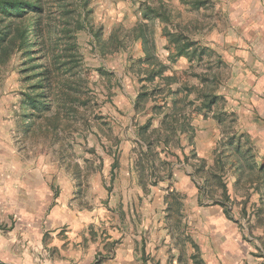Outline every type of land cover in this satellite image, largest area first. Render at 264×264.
Listing matches in <instances>:
<instances>
[{
	"label": "rangeland",
	"instance_id": "rangeland-1",
	"mask_svg": "<svg viewBox=\"0 0 264 264\" xmlns=\"http://www.w3.org/2000/svg\"><path fill=\"white\" fill-rule=\"evenodd\" d=\"M42 1L54 52L74 34L80 57L46 97L29 45L0 65V230L45 180L47 214L59 199L93 220L80 232L98 242L96 264L126 246L145 264H223L229 223L206 213L218 207L264 264V0Z\"/></svg>",
	"mask_w": 264,
	"mask_h": 264
},
{
	"label": "crops",
	"instance_id": "crops-1",
	"mask_svg": "<svg viewBox=\"0 0 264 264\" xmlns=\"http://www.w3.org/2000/svg\"><path fill=\"white\" fill-rule=\"evenodd\" d=\"M254 91L263 93L264 82L257 83ZM254 107L256 111L253 108V113H258L264 118V101H259ZM262 123L259 128L264 133V121ZM253 130L258 131L254 127ZM39 177H42L40 173L37 174V178ZM38 182L40 181L34 180L27 188L26 199H21L16 204L12 203V207L6 211V213L13 212L17 220L11 231L4 233L0 230V264H94L98 242H91L86 235L82 237V231L80 232L93 220L90 218L76 220L75 215H70L71 210L66 203L59 199L53 200L51 212L47 214L46 209L50 204L51 192L45 180H42L43 183L40 184ZM3 189L5 187H0V193H3L1 192ZM4 203L5 197L2 195L0 205ZM206 213L207 219L216 220L217 218L216 222L219 225L222 223L225 226L229 223L226 230L230 232L223 233L225 232L223 229L218 234L220 239L215 243L218 247V257L223 264H244L242 259L245 256L249 258L248 262L261 264L262 257L256 258L250 254V248L240 246L235 234V224L226 219L222 208H211ZM134 238L140 247V235ZM258 245L262 251L260 244ZM102 252L104 253L103 250ZM132 253V248L126 246V250L120 256L118 253L106 256V259L99 264H145L140 258V248L137 251L136 261ZM262 255L264 256L263 252ZM217 262L216 260V263L212 264H219Z\"/></svg>",
	"mask_w": 264,
	"mask_h": 264
},
{
	"label": "trees",
	"instance_id": "trees-1",
	"mask_svg": "<svg viewBox=\"0 0 264 264\" xmlns=\"http://www.w3.org/2000/svg\"><path fill=\"white\" fill-rule=\"evenodd\" d=\"M80 8L85 11L86 4L83 3ZM53 21H56V17H53L52 13L48 15L45 13L42 0H0V23H5L0 28V65H2L5 56L14 51H21L23 46L29 45L30 51H28V54L31 55L29 60L36 61V65L42 69L39 72L41 76L39 87H41L44 97H46L45 92L47 90L55 91L60 74L58 69L66 67L71 60L75 64L76 58L80 57H78L79 53H76V50L74 51V34L68 35V38H71V44L70 42L67 44L66 51L69 52L67 55L54 52L51 47L52 36L58 34L56 31L59 27ZM85 21L86 18L84 17L82 21H77L75 30L83 29ZM51 22L54 23L52 30L49 29ZM64 28L61 33L65 31ZM61 33L58 36L59 38L62 36ZM67 58L70 59L69 62L66 61ZM142 96L143 94L138 95V100ZM45 101H47L44 103L46 105L53 103L47 99ZM31 102L35 107L36 102L33 98ZM26 103H29V101H26Z\"/></svg>",
	"mask_w": 264,
	"mask_h": 264
}]
</instances>
